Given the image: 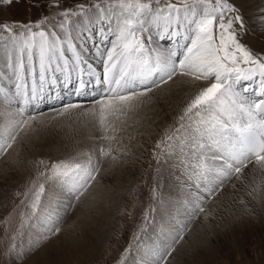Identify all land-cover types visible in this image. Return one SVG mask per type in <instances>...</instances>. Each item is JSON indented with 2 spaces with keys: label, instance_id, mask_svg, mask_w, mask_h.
I'll return each mask as SVG.
<instances>
[{
  "label": "snow or ice",
  "instance_id": "1",
  "mask_svg": "<svg viewBox=\"0 0 264 264\" xmlns=\"http://www.w3.org/2000/svg\"><path fill=\"white\" fill-rule=\"evenodd\" d=\"M12 3L13 0H0L3 5ZM153 4L159 5L161 0H102L94 5L101 19L111 16L116 22V39L106 50L103 80L98 73L89 72V75L96 76L97 84L107 85L105 96L97 101L101 126L107 130L110 127L108 115L118 118L134 99L145 97L154 87L166 84L178 74L193 81L212 82L199 89L177 117V126L157 143L158 148L161 143H167L168 154L179 157L189 194L183 205L188 211L183 220L170 215L152 236L142 238L140 234L135 235L139 264H167L197 215L204 213L207 218L203 207L206 199L220 193L233 176L240 179L252 160L264 168V99L249 101L242 94L249 91V86L241 89L243 81L259 77L258 94L264 95V54L253 52L241 42L246 26L239 8L229 0H192L190 7L185 0L184 8L169 2L154 9ZM197 4L204 7L198 11ZM53 6L59 7V4ZM79 8V12L65 9L58 13L63 20L49 30L41 28V24L47 23V17L35 22V27L41 29L39 31H33L31 24H0V31L9 33L13 42V52L9 53L6 63L8 72L0 71V103L11 108L15 101H21L14 111H0V121H3L0 123V155L12 148L20 131L30 128L37 120L35 114L29 113L28 106L40 101L45 91H53L58 83L67 86L74 81L75 92L80 95L91 84L85 79L82 67L87 61L77 50L67 28L70 15L85 14L84 6ZM181 13L187 21L186 26L181 23ZM14 25L24 31H14ZM181 27L185 28L184 34L180 32ZM56 28L64 32L63 38ZM153 28L162 29L158 38L174 40L176 47H149L152 36L144 33ZM86 39L92 40L91 33ZM181 39L190 43L182 44ZM65 45L72 54L71 60L65 54ZM178 48L184 49L182 58ZM97 52H100L99 48ZM118 65L119 70L115 71ZM88 67L91 69V65ZM79 107L77 103L62 105L58 114L64 115ZM95 112L93 109V114ZM112 130L116 131L115 128ZM100 154L106 156L110 151L101 148ZM84 155L88 156L87 160L77 162L74 157L54 162L46 169L48 179L58 183L75 201L80 200L100 171L92 163L90 154ZM39 175L44 176L45 172ZM32 188L34 192L29 207L32 216L42 219L44 225L32 244L36 249L61 232L58 225L62 216L43 208V183L37 186L33 182ZM27 197L26 192L25 199ZM147 219L146 214V222ZM145 231L142 226L140 233ZM14 248L15 245L9 251ZM132 250L130 244L122 254L120 264H125L127 254Z\"/></svg>",
  "mask_w": 264,
  "mask_h": 264
},
{
  "label": "rangeland",
  "instance_id": "2",
  "mask_svg": "<svg viewBox=\"0 0 264 264\" xmlns=\"http://www.w3.org/2000/svg\"><path fill=\"white\" fill-rule=\"evenodd\" d=\"M101 2L102 0H13V3L10 5L0 4V24H12L13 22H16L17 25L31 24L33 26V31L41 30L40 28L35 27V22L47 17V23L41 24V28L45 29L49 22L54 21L57 18L63 20V17L59 16L58 13L63 12L65 9H69L72 12H79V6L87 4L84 6V15L90 17L89 19L92 20L91 23L90 21L88 22L87 31L90 30L92 32L95 30V32L91 33L95 36L99 35L98 30L101 29H103V31L105 32H109V35H107V41H105V43L101 46L103 47V60H105L107 56L106 50L110 49V45L116 39V35L114 32V29L116 28V22L115 19L111 16L106 18L107 20L100 18V21H97L93 18L96 14L100 16L99 11L94 7V5ZM169 2L176 4L181 8H184L186 4L189 7L192 6V0H186V4H184L185 2L179 3L181 2L180 0H161V4H153V8L155 9L157 7H164ZM229 2L231 3L230 0ZM55 3H58L59 7L53 6ZM203 7L204 5L202 4L196 5L198 11ZM258 12L261 14L258 20L263 24H260L258 27H251V29L254 30L255 33L264 30V9L260 8L258 9ZM181 16H183V13L181 14ZM77 18V15H70L68 18V25L77 22ZM181 23H183L185 26L187 25V21H185L183 18H181ZM246 23L248 25L247 20ZM101 24L102 26H100ZM180 29H182L181 33L184 34L185 28L181 27ZM14 31L21 32L24 31V29L22 27L14 25ZM154 31L155 28H153L150 33L155 34ZM79 33L76 32V34L80 36L81 41L84 42V44L82 46L80 45V43L75 42V44H77V50L82 54L87 55L89 59H92V53H95L88 50L91 53L89 54L85 49V46H90L91 48V45H94L93 47H96L98 43L95 42L88 45L89 43H87L88 40L86 39L88 33ZM95 36H93L94 39H96ZM188 42L190 43V41ZM6 43L12 44L13 46V42L10 39L9 33L0 31V45ZM159 43L162 44L161 47L163 49H168L167 46L173 44V41H169L166 43V41L162 42L159 39ZM65 54L68 57L70 56L69 59L71 60V55H68L66 52ZM180 58H182V56ZM28 79L30 83L31 77H29ZM4 82L7 83V81ZM209 82H211V80H209ZM156 88L157 87H154L153 89ZM100 99L101 97L71 102L65 101L61 104L48 106L41 111L31 113L37 116V120L32 122L33 126L31 127L33 128L29 130V133L33 134V132L36 131L33 134V137H39V141L43 138V136L50 137L51 139L54 137V134L52 133V135L50 136V128L57 125L55 129H59L63 127V125H60V123H62L63 121L64 124V121H66V123L68 124V120H71L69 125H72L73 120H76V118L77 120L80 119L79 121L82 123V118L86 117V114L81 111V113L79 112V114H75V117L79 115V118H75L73 111L82 107L93 106L94 108H97L99 107L97 101H99ZM69 103H77L80 105V107L69 110L64 114V117H62L63 115L58 114L62 110L61 106ZM84 104L86 106H84ZM15 109L16 105L14 104L11 108H9V106L0 103V111H14ZM67 113H70L71 115L69 114V116ZM71 116L73 118H71ZM98 116H96L95 112V117L97 118L96 121L99 125L100 122ZM178 116L172 119L171 123L168 126H166L168 123L164 122L160 129H158V131H154L151 135H147L142 138V141L138 145L137 153L135 155V162L137 166V174L135 179H133L132 182L125 188V190L120 193L121 195L116 198L117 201L111 212L109 226L103 238H101V241H99L98 245L96 246V249H94L91 253L88 252L87 257H85V260L83 261L80 260L82 259V257L79 256L75 263L120 264L122 254H124L125 249L128 248L131 244L133 245V250L127 254V260L125 261V264H139V255L136 248L137 241L134 239L136 234H140L142 238L145 235L152 236L153 232H155L156 228L161 224V222L166 220L170 215L177 216V218L181 220L186 218L188 209L183 205V201L189 198V194L186 187V178L183 174L184 170L179 164V158L176 155H173L168 162V166L174 167L175 171L172 173H167L165 170L163 173L162 169L164 168V159L166 156H170L168 154L169 149L167 147V143H161L160 147H157V143L164 140L166 132L170 133L171 130L177 126ZM65 118H68V120H66ZM170 119L171 117L169 118V120ZM79 121L73 122V126H75V124ZM58 122L60 123L58 124ZM0 123H3V121H0ZM40 123H42L43 125ZM66 123L64 125V129H69V125L66 126ZM36 126H40V129ZM42 129L46 132H43ZM54 131L56 132L55 137L60 138L59 135L61 132L59 133V130ZM22 132L23 130L20 131V133ZM20 133L17 136V140L14 142L15 144H18ZM24 136L22 135L21 137L23 138ZM28 139L31 138L28 137ZM57 139L55 140V142L58 143L59 141H57ZM98 139L101 140L102 136L99 135ZM59 143L57 144V147L59 146ZM58 149L61 148L58 147L55 149V151ZM103 149H106V151H111L108 148ZM69 153H71V151H69ZM85 153L90 154L92 163L94 165H97L100 169V171L96 174V180L92 182L88 189L91 186V189H94L96 185H98L99 187H111L112 178L109 179L110 174L107 175L106 171H108V168L112 167L111 163L113 162H111L112 159L108 155L102 156L100 154V148L94 147L89 151L86 150L79 153H71V156H69L70 154H65L64 156L59 155V157L56 156L57 153L55 156H52L46 154L45 152H41L40 155H30L27 158L25 169L23 170L20 181L12 189L8 190V192L4 196L3 202L0 203V264L46 263V261L42 262L43 258L40 255H44L45 258L48 256L44 251L45 247L48 244L49 246L52 245L51 242L56 240L57 238H60V234L63 233L65 234L64 238L67 237V231H64L67 223L73 222V224L75 225L73 226L74 230L71 229L73 231L72 234H74L73 237L79 234L77 231L78 229H80L79 223L76 221V219H72V211L75 208V204L77 202L74 200V198L71 197L69 200V204H66L62 213L60 214L62 216V220L58 226L63 231L57 234V238H55L57 235L51 236L48 240L44 241L39 248L36 249L32 248L33 243L29 244V246H26L22 244L24 243V241H21L24 239L26 241L32 239L35 241L37 239L35 238L36 235H34L35 231L31 229L28 230L25 226L27 221L32 216L31 209L29 207L34 192L32 183L35 182L38 186L40 183H43L45 185V183L50 182V191L47 190L49 192L47 193L46 197L47 199L51 200L55 199V197H58V195L61 193L56 192L57 190H60V187L57 188L56 185H54L55 181L48 179L49 173L46 171V169L49 168L50 165L54 162L70 160L74 157L77 158V162H79L80 160H87L88 156L84 155ZM5 156L6 152L0 155V161L3 160L4 162H11V159ZM118 157H120V155L118 156L116 154L115 160L118 159ZM39 161H44L45 163L39 164ZM117 161H120V159H118ZM252 161L247 164V167L251 168L253 166H259L257 165L255 160ZM247 167L244 169H247ZM259 169H261V167ZM42 171L45 172L44 176L39 175V173ZM259 173L260 175H256V173L255 175L251 176H246V173H243L240 179H236V177L233 176L231 180L226 182L225 188L220 193H223L224 195H226V193L229 194V199L232 200L233 207L230 215H226L225 210H221L225 209V207H219L221 204V199L219 198L220 193H218L211 199H206L203 207L206 209L208 215L212 213L208 217L209 221H207L206 223H211L213 226L212 228L206 227V229L208 230L207 239L208 242H211L212 245L210 255H208L209 253L202 254V252L196 251L195 247L192 249L188 248L190 247L191 243L190 236H188L189 232L199 221V216L201 214L205 215L204 213H200L197 215L196 219L192 221L190 229L185 233L184 240L176 246V251L171 257H169L167 264H264V170L262 175L261 172ZM177 183L182 186L183 192L170 191V189H172ZM98 186H96V189H98ZM88 189L85 192H88ZM226 190H228L229 193ZM26 192L28 193L27 199H25ZM50 193L52 197L54 196L53 198L50 196ZM224 195L221 196V198L224 197ZM90 199H92L91 202L93 203L89 204L90 211H86L84 209L85 207L82 204V212L81 215L78 216L86 218L85 223L91 222L90 218H94L95 214H97L94 207H97V202H99L97 200H99V198L92 197ZM22 200L24 201L23 203H21ZM211 203L213 204L214 208L211 212V209L208 212L207 209H209ZM70 204H74V206H68ZM90 205L93 206L91 207ZM218 212H220L219 218L221 219L215 222L216 218L214 216H218ZM146 214L148 217L147 222L145 221ZM87 215H89L90 218H87ZM232 217L236 219L238 218L239 222H233ZM142 226H144L146 229L144 233H140V228ZM39 233H41V231H39ZM23 235L24 237L22 239L21 237ZM49 240L51 241L49 242ZM13 245H15V248L12 251H9V249H11ZM181 245L184 249H187L185 255H183L182 248H180ZM204 245L208 246V244ZM193 249L197 252V254H195V251ZM189 253L192 255L191 258L189 257L191 256ZM187 254L189 255L188 257Z\"/></svg>",
  "mask_w": 264,
  "mask_h": 264
},
{
  "label": "bare ground",
  "instance_id": "3",
  "mask_svg": "<svg viewBox=\"0 0 264 264\" xmlns=\"http://www.w3.org/2000/svg\"><path fill=\"white\" fill-rule=\"evenodd\" d=\"M230 1L231 3L235 4L237 8H239L240 13L244 17V22L246 27H245L244 35L241 38V42L246 44V46L249 47L253 52L258 54H264V30L255 33L254 30L251 29V27H258L260 24H263L258 20L259 16L261 15L258 12V9L260 8L264 9V0H230ZM77 17H78L77 18L78 21L74 22L73 24H69V25L67 24V28L69 33L72 35L71 37L73 39V43L78 42L80 43V45L83 46L84 42L81 41L80 36H78L76 32L89 34L95 32V30L92 32L90 30L87 31L88 22L89 21L90 23L92 22V20L89 19L90 17L85 15H77ZM263 17H264V13H263ZM93 18L97 21H100V16L97 14L94 15ZM181 18H183V16H181ZM61 20L62 19L57 18L54 21L49 22L44 30H49L51 26L56 25ZM104 20L107 19L105 18ZM246 20L248 22V25L246 23ZM100 26H102V24ZM55 30L57 31L58 35H60L62 38L64 37V32H62L59 28H56ZM98 31H99L98 36L91 34L92 40L87 41V43H89L88 45H90V43H95V42H97L98 45L96 47H93L94 45H91V48L90 46L89 47L85 46V49L87 51L89 50L95 53V54L92 53L93 58L89 59L87 55L81 53L84 56V59L87 61V64L82 65L85 74V79L91 81V84L89 85L91 87H87L86 89H84L85 91H83L80 95H77L75 92L74 81L72 84H69L67 86H64L63 83H58L53 91L51 92L45 91L43 98L40 101L28 106L29 113L38 112L43 110L44 108H47L48 106H55L65 101H79V100L91 99L95 96L101 98L105 96V89L107 85L104 83L97 84L96 76L89 75V72L98 73L100 79L103 80L105 60H103V56H102L103 47L101 46L105 43V41H107V35H109V32L103 31V35H101V30ZM154 32L155 34L156 33L157 34L155 35L150 32L144 33L145 36L148 35L152 36V43L149 45V47L163 49L161 47L162 44L159 43V38H158V32H162V29L159 30L155 29ZM180 32H182V29H180ZM93 36H95L96 39H94ZM161 41L162 42L166 41V43L169 41H173V44L168 45L167 48L176 47V43L174 42V40L164 39ZM185 42L188 43V41ZM180 43L183 44L181 40ZM111 47L112 44L110 45V48ZM98 48L100 49L99 53L97 52ZM177 50L180 52L181 54L180 57H181L183 55L184 49L178 48ZM89 51L88 53L91 54ZM10 52H13L12 44L6 43L0 45V71H3L5 73L8 72V69L6 68V63ZM65 52L68 55L70 54L72 59V54L71 52L67 51L66 45H65ZM88 65H91V69H89ZM241 66L244 67V65ZM118 70H119V66L115 71ZM75 75L76 73L73 74L74 77ZM259 82H260L259 77L251 81L242 82L241 89L245 85L249 86V91L242 93L249 101H257L264 99V95L258 94ZM208 83L210 82L193 81L189 77L180 76L178 74L176 77L173 78V80L168 81L166 84H160L156 89H153L152 92L146 95L145 97H142L140 99H134L131 102V106L124 108L123 109L124 114H120L118 118L117 116L114 115H108L107 124L110 125V127H108L107 130H105L100 123L98 125V122L96 121L97 118L95 117V114H93V109H95L97 110L96 116H98L99 109L97 108L99 107L94 108L93 106H90V107H82L80 109L73 111L74 117L75 114H79V112L81 113V111L86 114V117L82 118V123L79 121L80 119L77 120L76 117L79 118L78 115L75 117L76 120L72 119L73 122L79 121L75 124V126H73V122L72 125H69L71 120L65 118L66 120L69 121L68 124L66 123V121H64L67 124L66 126L69 125L68 126L69 129H64L65 123L63 124V121L62 123L58 122V124L59 123L60 125L62 124L63 127L61 128L58 127L59 129H55L57 126L55 125V127L50 128L49 129L51 130L50 136L52 135V133L54 134V137L51 139L50 137L43 136V138L39 141L38 139L39 137L34 138L33 134L36 132L35 128H34L35 132H33V134L29 133V130H31V128L33 127L26 128L25 130H23L22 133H20V137L22 135L25 136L23 138L19 137L18 144L14 143L13 147L11 149H8V151L6 152L5 157L10 158L11 162L9 161L4 162L3 160L0 161V203L3 202L4 196L8 192V190L12 189L20 181L23 170L25 169L27 158L30 155H40L41 152L42 153L45 152L46 154L52 156L53 155L55 156L57 153L56 156L58 157L59 155L64 156L65 154L67 155L70 154L69 156H71V153L74 154L86 150L89 151L94 147L100 149L101 147L108 148L109 150H111L108 156L112 159L111 162L113 163H111L112 167L108 168V171H106L107 175L110 174L109 179L112 178L111 187H107V186L99 187L98 185H96L98 186V189H96V186L94 189L93 188L91 189L92 187L91 186L88 189V192H84V195L81 196L80 200L76 201L77 203L75 204V208L72 211L73 215L71 213V215L73 216L72 219H76V221L79 223L80 229L77 230L79 234L73 237L74 234H72L73 231L71 229L74 230L73 226L75 225L73 224V222L67 223V226H65L64 228V231H67V235H66L67 237L64 238L65 234L63 233L60 234V238H57L58 237L57 235L55 238H57L56 240L58 241L54 240L51 242L52 245L49 246L48 244L45 247L44 251L48 256L45 258L44 255L42 254L40 255L43 258L42 262L46 261V263H42L40 261L42 264H77L75 263V261L79 256L82 257V259L80 260L83 261L85 260V257H87L88 252L91 253L94 249H96V246L98 245L99 241H101V238H103L109 226L111 212L117 201L116 198L119 197V195H121L120 193H122L125 190V188L136 177L137 166L135 162V155L137 153L138 145L142 141V138H144L147 135H151L154 131H158V129H160V127L164 122H167L168 124L166 126H168L171 123L172 119H174L182 112L184 107L194 97V95L199 91V89L207 86ZM73 85H74V89L72 90ZM20 103L21 101L17 100L13 104L17 106ZM84 106L86 105L84 104ZM90 109L92 110V112ZM67 114L69 115L70 113ZM72 116L71 118H73ZM62 117H64V115ZM170 117L171 119L169 120ZM31 126H33V124ZM113 128H115L116 131H113L112 130ZM53 129L56 131L59 130V133L61 132L59 135L60 138L55 137L56 132ZM43 132L46 131L43 130ZM99 135L102 137H115V139L99 140L98 139ZM28 137L31 139H28ZM56 139L57 141L60 142V143L58 142L59 143L58 147H60L61 149L55 151V149L58 148L57 147L58 143L55 142ZM69 151H71V153H69ZM116 154L118 156L120 155V157H118L120 161H117L118 159L116 160L113 159V157H115ZM172 156L173 155H170L169 157L167 156L165 157L164 166H163L164 168L162 169L163 173L165 170L167 173H172L175 171L174 167L168 166V162ZM259 168L260 166L258 167L253 166L251 168L247 167V169L243 170V173H246L245 174L246 176L248 175L251 176V175H255L256 173H257L256 175L258 174L260 175L259 172H261L262 175L264 168L261 169ZM54 185H56L57 188L60 187L59 188L60 190H57L56 192L59 193L61 192V193L58 195V197H55V199L53 200L47 199L46 197L47 193L50 191L49 190L50 182H47L45 183V192L41 196V203L43 208L46 209L47 212L61 214L66 204L67 203L69 204V200L71 197L66 193L64 189L61 188V186L58 183L55 184L54 182ZM170 191L183 192L182 186H180L178 183L174 185V187L170 189ZM226 191L228 192V190ZM91 195L94 198H99V200H97L99 201L97 202V207H94L97 214H95L94 218H90V216L87 215L86 217L90 218L91 222L85 223L86 218L78 217V216L81 215L82 212L81 209L83 208V206L85 207L84 209L86 211H90L89 204H93L91 202L92 199H90L92 198ZM223 195H224L223 193L219 194V198L221 199L220 200L221 204L219 207H225V209H221V210L223 211L225 210L226 215H230V212L232 211V207H233L232 200L229 199L230 198L228 196L229 194L226 193V195H224V197L221 198V196ZM213 208H214L213 204L211 203L209 209H207L208 212L210 209L211 212ZM211 214L212 213H210V215ZM210 215H208L207 218H205V215L201 214L199 216V221L188 234V236H190V242H191L190 247L188 248L192 249L195 247L196 251H200L202 252V254L209 253L208 255H210L211 253L210 250H212L211 242H208L207 239L208 230L206 229V227L207 228L213 227L211 223L210 224L206 223L207 221H209L208 217ZM214 217L216 218L215 222L219 221L221 219L219 218L220 212H218V216H214ZM232 220L233 222L234 221L239 222L238 218L237 219L233 218ZM25 226L28 230L31 229L35 231L34 233V235H36L35 238L39 237V235L41 234L39 233V231H41L42 227H44L42 219H37L34 216H31V218L27 221ZM24 235L21 237L22 239ZM21 241L22 242L24 241V243L22 244L26 246H29V244H32L34 242L33 239L27 241L24 239ZM50 241L51 240H49V242ZM204 244H208V246H205ZM180 248H182L183 255H185L187 249H184L182 245L180 246ZM196 251L195 254H197ZM188 256L189 255L187 254V257ZM189 257L191 258L192 255Z\"/></svg>",
  "mask_w": 264,
  "mask_h": 264
}]
</instances>
